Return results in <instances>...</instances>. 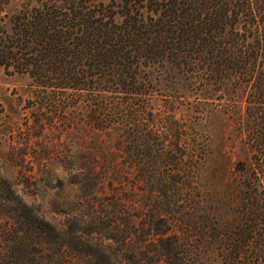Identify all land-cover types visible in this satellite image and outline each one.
Here are the masks:
<instances>
[{
  "label": "trees",
  "instance_id": "1",
  "mask_svg": "<svg viewBox=\"0 0 264 264\" xmlns=\"http://www.w3.org/2000/svg\"><path fill=\"white\" fill-rule=\"evenodd\" d=\"M21 1L10 29L0 19V73L31 79L41 132L28 141L76 171L77 196L55 224L1 185L0 264H44L47 249L51 264H264V0ZM155 65L207 98L228 88L219 225L210 188L191 183L207 146L172 150L153 127H175L153 107Z\"/></svg>",
  "mask_w": 264,
  "mask_h": 264
},
{
  "label": "rangeland",
  "instance_id": "2",
  "mask_svg": "<svg viewBox=\"0 0 264 264\" xmlns=\"http://www.w3.org/2000/svg\"><path fill=\"white\" fill-rule=\"evenodd\" d=\"M21 3V0H11L0 9V19L4 20L7 29L11 28V14ZM166 67L155 65L150 69L153 86L158 89L153 107L163 115L168 114L170 119L172 116L168 124L175 127L168 125L173 129L170 134L165 124H154L153 127L159 125L165 132L162 144L172 150L187 149L191 155L207 146L209 158L204 167L207 177L194 178L191 183L194 187L210 188L208 206L214 214L215 224L219 225L228 215V179L222 176L228 169L225 165L228 162L231 125L228 88L213 91L207 98L202 82L186 80L178 75L176 69ZM34 89L27 74L0 73V186L6 187L5 194L12 199L18 198L29 205L35 214L44 216L51 223L64 224L66 213L71 212L72 202L77 196L74 192L77 190L76 171H72L66 161L56 162L51 149L41 150L39 138L33 137L28 141L30 134L41 132L35 123L38 104ZM181 127L185 128V135L181 133ZM54 130L57 128L46 125L43 134L50 140ZM49 140L45 141L47 145L51 144ZM179 155L181 153L176 156ZM65 202L69 204L65 205ZM7 206L10 211L12 205ZM4 240L8 238H0V245ZM44 257L47 258L44 264H51V249H47Z\"/></svg>",
  "mask_w": 264,
  "mask_h": 264
}]
</instances>
